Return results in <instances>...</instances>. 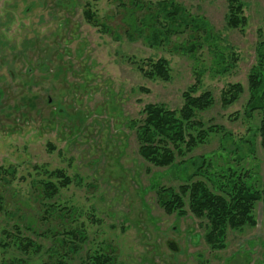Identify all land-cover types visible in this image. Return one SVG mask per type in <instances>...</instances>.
I'll use <instances>...</instances> for the list:
<instances>
[{"label":"rangeland","instance_id":"1","mask_svg":"<svg viewBox=\"0 0 264 264\" xmlns=\"http://www.w3.org/2000/svg\"><path fill=\"white\" fill-rule=\"evenodd\" d=\"M128 1L121 6L118 0H0V195L38 222L40 231L45 214L41 200L33 199L30 181L62 169L70 182L51 203L60 199L72 209L70 225L85 236L80 251L69 254L71 264L98 248L116 264H264L261 203L254 210L255 225L228 229L216 248L205 241L202 221L190 211L186 194L180 214L162 205L171 198L168 189L205 181L191 177L190 160L202 155L221 167L236 165L238 153L244 158L239 164L253 169L264 185L259 113L246 116L247 74L264 39V0H240L247 19L243 30L227 26L228 0H174L185 9L183 29L158 46L140 35L144 24L145 35L157 28L151 20L138 27L126 23L131 13L142 16ZM85 3L97 26L84 18ZM199 18L214 31L228 71L207 70L212 55L206 47L190 51ZM158 58L169 63L167 81L148 79L136 68L137 61ZM199 71L196 94L210 91L214 103L197 118L217 131L174 167L155 166L139 154L133 123L142 119L146 104L179 109L182 92ZM233 84L243 93L224 106L222 93ZM5 219L0 215V225Z\"/></svg>","mask_w":264,"mask_h":264},{"label":"trees","instance_id":"2","mask_svg":"<svg viewBox=\"0 0 264 264\" xmlns=\"http://www.w3.org/2000/svg\"><path fill=\"white\" fill-rule=\"evenodd\" d=\"M123 6L124 0H118ZM128 7L138 9L142 16L130 14L128 23L141 26L146 20H151L154 27L151 33L145 35L147 27L144 24L140 35L149 40L154 46L162 45L169 41L171 33L182 28L183 13L185 9L174 0H161L157 3L144 0H129ZM226 24L229 28L243 30L247 22L242 13L243 4L240 0H228ZM84 18L94 26V12L89 3H85ZM155 6L160 7L159 10ZM128 8H125L126 10ZM160 11L163 18L160 17ZM173 22V27L168 23ZM103 29V23L100 24ZM197 31L193 46L206 47L212 55L207 70L211 74H221L228 71V60L217 50L216 37L211 26L202 18L196 20L193 26ZM199 31V32H198ZM149 38H148V37ZM168 61L164 58L137 61L136 68L148 79H161L167 81L170 76ZM203 72H197L195 81L182 92V105L179 109H170L164 104H146L141 110L142 119L133 123L137 125L136 136L139 143L138 152L148 162L159 167H174L181 162L182 157L192 151L196 146L207 142L208 136L217 131L215 126H207L198 119V114L212 107L214 99L210 91L196 94L199 77ZM248 101L246 116L254 118V113H259V122L256 133L260 138V146L264 149V39L259 41L256 48V61L250 67L248 74ZM243 93L240 84L229 85L222 93L221 103L225 106L234 102ZM252 114V116H251ZM177 159H179L177 161ZM198 159V161H196ZM190 160V165L195 167L191 177L201 176L205 181L197 179L188 185H180L177 191H166L169 201L162 205L166 211H176L180 214L183 207L182 195L188 197V207L192 214L202 221L204 226L205 241L213 248L222 244L228 229L240 230L245 226H254L256 223L254 210L261 203L264 228V185L258 174L251 168L239 163L243 156L236 154L233 158L236 165L224 160L225 166L218 167L212 157H202ZM184 165V163L182 164ZM185 166V165H184ZM4 170L0 168V171ZM52 177L56 178L53 181ZM190 177V179H191ZM68 176L62 169L47 173L46 178L32 179L30 188L34 201L41 200L44 229H37L38 222H32L24 217L21 209L11 208L4 197L0 195V215L4 222L0 225V252L4 258L0 264H71L69 254L80 251L85 236L71 227L69 218H72V209L58 202L51 201L60 193V189L69 183ZM41 219V217H40ZM68 221V222H67ZM67 222V223H66ZM33 235L36 238H33ZM50 243L42 245L41 236ZM77 236V237H76ZM76 239L78 241H76ZM43 249V252L40 251ZM44 253L47 256L44 258ZM42 254V256H41ZM78 264H116L114 258L103 248L92 249L85 257L79 258ZM198 264H209L200 261Z\"/></svg>","mask_w":264,"mask_h":264}]
</instances>
